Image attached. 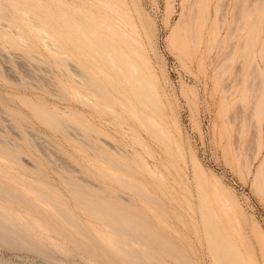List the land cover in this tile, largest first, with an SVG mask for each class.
Instances as JSON below:
<instances>
[{
	"label": "rangeland",
	"instance_id": "rangeland-1",
	"mask_svg": "<svg viewBox=\"0 0 264 264\" xmlns=\"http://www.w3.org/2000/svg\"><path fill=\"white\" fill-rule=\"evenodd\" d=\"M116 236L264 264V0H0V264H134Z\"/></svg>",
	"mask_w": 264,
	"mask_h": 264
},
{
	"label": "bare ground",
	"instance_id": "bare-ground-1",
	"mask_svg": "<svg viewBox=\"0 0 264 264\" xmlns=\"http://www.w3.org/2000/svg\"><path fill=\"white\" fill-rule=\"evenodd\" d=\"M207 3V2H206ZM195 10V9H194ZM194 19H195V17H194ZM192 20H193V18H192ZM194 21V20H193ZM126 182V181H125ZM134 186H135V184H134ZM140 191V190H139ZM158 204V203H157ZM103 204H101V206H102ZM90 206H91V204H90ZM94 206V205H93ZM95 207V206H94ZM103 207V206H102ZM107 207V206H106ZM90 208V207H89ZM97 208V207H96ZM91 209H93V208H91ZM105 209H107V208H105ZM93 210H95V209H93ZM92 210V211H93ZM98 211H102L103 209H101V210H99V209H97ZM113 210V209H112ZM111 210V211H112ZM96 211V210H95ZM107 212V211H106ZM103 213H105V211H103ZM109 213H110V211H109ZM108 213V214H109ZM100 214V213H99ZM98 214V215H99ZM106 214V213H105ZM117 214V213H116ZM97 215V216H98ZM104 214H101V217L103 218L104 216H103ZM118 215V214H117ZM112 216V215H111ZM110 216V217H111ZM133 216V215H132ZM100 217V216H99ZM100 217V218H101ZM121 217V216H120ZM126 217V216H125ZM129 217V216H128ZM137 217V216H136ZM96 218V217H95ZM106 218H107V215H106ZM129 218H131V216L129 217ZM128 218V220H130ZM135 218V217H134ZM137 218H139V217H137ZM110 219H112V218H110ZM123 218H121V220H122ZM133 219V217L131 218V220ZM100 220H104V219H100ZM119 220V219H118ZM127 220V218H126V221H128ZM69 221H71V222H74L73 220H69ZM102 221H101V223H102ZM107 221V220H106ZM122 221H124V220H122ZM139 221V220H138ZM105 222V221H104ZM128 222H131V221H128ZM133 222V221H132ZM145 222V221H144ZM100 223V224H101ZM122 223H127V222H122ZM122 223H118L117 221H111V224L113 225V227L115 228V230L116 231H118L119 233H120V235L122 234V236L123 235H125V237L127 236L128 238H130V239H134V240H138V241H140V242H143V241H148V242H151V243H153V244H157V245H161V246H165V244H163V243H161L157 238H155V235L152 233L151 235H147L148 233H146V232H140V231H138L137 229H135V228H137L136 227V225H134V228L132 227V226H130V225H123ZM73 224V223H72ZM105 224V223H104ZM107 224V223H106ZM105 224V225H106ZM131 224V223H130ZM135 224H136V222H135ZM139 224H141V223H139ZM147 224V223H146ZM146 224L145 225H143L144 227L146 226ZM137 226H139V225H137ZM143 226H139L140 228L141 227H143ZM109 227H111V226H109ZM108 227V228H109ZM2 229V228H1ZM110 229V228H109ZM112 229V228H111ZM145 229V228H144ZM149 229V228H148ZM151 229V228H150ZM113 230V229H112ZM111 230V231H112ZM2 231V230H1ZM151 231V230H150ZM149 231V232H150ZM113 232V231H112ZM155 232H156V230H155ZM116 233V232H115ZM157 234V233H156ZM112 235V234H111ZM115 235V234H114ZM157 236H161V234L160 235H157ZM164 236V235H163ZM121 237V236H120ZM123 238H124V236H123ZM127 238V239H128ZM161 238V237H160ZM111 239V238H110ZM162 239V238H161ZM133 240V241H134ZM164 241V240H163ZM134 242H136V243H138L137 241H134ZM111 243V242H110ZM112 243L114 244V246H116L119 250H120V256H121V253L122 254H124V256L130 261V262H132V263H134V264H155V262L153 261V260H151L150 258H148L145 254H142V252L141 253H139V249L136 251L135 249H132L133 248V246L130 244V243H128V242H126L125 240L123 241L122 239H120L118 236H116V237H112ZM141 244V243H140ZM167 244V243H166ZM112 245V244H111ZM137 245V244H136ZM144 245V244H143ZM106 246H107V244L105 245V249H106ZM113 246V245H112ZM113 246V247H114ZM141 247V246H140ZM143 247V246H142ZM157 247V246H156ZM101 248V247H100ZM137 248H138V245H137ZM144 248V247H143ZM163 248V247H162ZM168 248V247H167ZM145 249V248H144ZM147 249H148V247H147ZM169 249V248H168ZM176 249V248H175ZM109 250H111V248H109ZM115 250H116V248H115ZM152 250V249H151ZM157 250V249H156ZM108 251V250H107ZM143 251V250H142ZM145 251H147L148 252V250H145ZM160 251H161V249H160ZM111 252V251H110ZM150 252V251H149ZM171 252V251H170ZM176 252V251H175ZM109 253V252H108ZM115 253V252H114ZM161 253V252H160ZM173 253V252H172ZM119 254H118V256H119ZM108 255V254H107ZM116 255V253L114 254V256ZM153 255V254H152ZM159 255V254H158ZM182 255V254H181ZM106 256V255H105ZM123 256V255H122ZM162 256H164L163 254H162ZM162 256H159V257H162ZM165 256H167V255H165ZM175 256V255H174ZM153 257H156L155 255L153 256ZM182 257H184V255H182ZM106 258H107V256H106ZM105 258V259H106ZM116 258V257H115ZM108 259V258H107ZM119 259H121V258H119ZM109 260V259H108ZM108 260H106V261H108ZM164 260V259H163ZM173 260V259H172ZM183 260V259H182ZM157 261H158V263H159V260L157 259ZM185 261H186V257H185ZM109 262V261H108ZM112 262V261H111ZM111 262H109V263H111ZM124 263H125V261H123ZM122 262V263H123ZM181 262V261H180ZM113 263V262H112ZM100 264V263H99ZM115 264V263H114ZM119 264V263H118ZM160 264V263H159ZM163 264V263H162Z\"/></svg>",
	"mask_w": 264,
	"mask_h": 264
}]
</instances>
